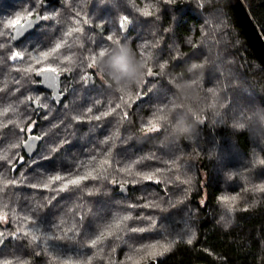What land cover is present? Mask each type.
Instances as JSON below:
<instances>
[{
	"label": "trees",
	"instance_id": "1",
	"mask_svg": "<svg viewBox=\"0 0 264 264\" xmlns=\"http://www.w3.org/2000/svg\"><path fill=\"white\" fill-rule=\"evenodd\" d=\"M244 2L264 35V0ZM145 5H151L153 16L140 14L138 9ZM29 10L50 19L23 41L11 40L13 31L0 27L6 32L0 36V112L10 109L0 116V125L12 121L7 127L0 126V155L6 152L12 161H0V187L5 178L21 182L0 193V215L7 212L9 217L7 224L0 221L5 243L0 244V259L63 264L71 258L82 264L91 254L92 264L151 260L159 264H264V191L258 190L264 184V165L258 162L264 159V67L229 0H58L49 7L44 0H0V24ZM76 12L81 14L83 32L69 37L70 46L61 50V59L72 55L74 63L62 65L71 71L60 75L66 96L56 103L52 92L41 87L38 75L17 69L31 62L27 53L47 50L60 39ZM124 15L131 21L127 34L119 28ZM109 34L126 43L138 60L140 46L147 44L144 51L152 54L148 67L159 72L158 64L166 62L164 72L157 78L146 77L147 85L133 82L125 86L117 85L109 70L105 76L98 68H88V57L100 45L111 44L106 39ZM12 50H25V60L10 61ZM116 51L117 46L111 55ZM86 73L92 75V81L85 86L80 77ZM140 90L146 99L137 97ZM122 95L127 104L121 101ZM37 96L39 104L47 107L34 102ZM117 103L129 119L123 120V111L117 109L99 121L88 120ZM163 105H167V120L157 121L159 131L146 132L142 125L154 119L153 114ZM89 107L92 113H87ZM75 116L82 121L74 120ZM27 119V123L35 122L32 134L42 137L32 157L23 150L27 136L18 128ZM199 119L204 122L198 123ZM240 124L242 128L237 126ZM177 128L188 131L179 134ZM117 131L112 149L115 170L110 169L109 180L86 182L99 192L93 187L94 194L89 196L82 186L57 195L27 186L47 182L56 174H76L81 162L93 155L103 156L113 141L108 145L102 141ZM11 144L20 147L10 148ZM138 159L141 163L134 165L132 175L118 171ZM157 168L172 171L156 173L152 182L135 175L136 171L155 173ZM87 170L90 167L81 168L80 174ZM157 179L159 183L154 182ZM121 185L129 188L128 194L120 192ZM52 195L57 200L49 206L45 197ZM224 196L238 197L234 210L221 202ZM37 204L41 207L33 217L47 219L49 225L63 219L62 228L71 227L74 218L78 221L84 215L82 234L89 229L99 231L113 217L129 213L133 217L129 226H150V230L117 233L119 239L113 236L95 249L86 246L83 235L75 241H49L47 246L12 239L11 233L20 224L13 214H26ZM52 232L63 235L56 229ZM193 233L189 245L186 241ZM170 242V250L155 258L135 251L143 245ZM53 244L59 247L53 250Z\"/></svg>",
	"mask_w": 264,
	"mask_h": 264
},
{
	"label": "snow or ice",
	"instance_id": "2",
	"mask_svg": "<svg viewBox=\"0 0 264 264\" xmlns=\"http://www.w3.org/2000/svg\"><path fill=\"white\" fill-rule=\"evenodd\" d=\"M103 2V0H101ZM140 14L144 17H151L153 16V12L151 11V5H145L144 8L138 9ZM36 16V20H48L50 19L47 15H41V14H34L32 11H27L25 14H16L14 18L7 20L5 23L0 24V27H3L6 30H12L13 34L10 35V39L15 41L18 38L22 39L23 36L26 34V32L33 28L35 21L32 19L33 16ZM80 12H76L75 17L73 18L72 25L68 27V29L64 32L63 36L58 39L51 47H49L47 50H38L35 54L33 53H27V59L34 63H27V66L22 67L20 69H17L18 71H23L25 73H35L36 75L42 77V80L40 81L41 84H44L45 86L49 88H57V80L62 72H69L71 71V67H63L65 63H67L69 66L74 63V58L72 55H64L61 59V50L65 47H69L68 38L72 37L74 33H82L83 28L80 26L81 21L79 19ZM85 24L89 23L87 19L83 21ZM131 23L129 16L124 15L120 21H119V28L121 31H127V28L129 24ZM6 32L0 31V36H5ZM107 41H110L111 44L108 45H100L99 50L96 52H93L90 57H88L89 63L87 65L88 68H98L100 73H103L105 76H108V72L106 69H104L101 65L102 59L106 58V52L108 55H111L112 51L115 50L117 45H127L122 44L119 38L114 39L112 34H109L106 36ZM112 45H115V47H112ZM3 45H0L2 47ZM156 45H153L155 47ZM148 47L147 44H143L140 46V60L142 61V74L138 80L137 83L140 85H147L148 80L146 77H152L157 78L159 77L166 68V62H161L158 64L160 71L154 72L152 67H148V61L151 59V52H145L144 49ZM26 58V51L25 50H12L8 59L10 61H24ZM57 61H60L57 63ZM35 65H41L40 67H35ZM81 82L85 84V86L92 81V75L91 74H84L80 77ZM193 83H196L195 81ZM110 86V85H109ZM119 91L124 92V88H120ZM62 95V93L58 94ZM58 95L53 96V100L56 103H59L60 100L58 98ZM125 95H128L125 93ZM125 95H122L120 97L121 101L124 104L128 103V99H130V95H128V99H125ZM143 95V92H138L137 97ZM29 101L33 100V97L29 96L27 97ZM40 97L37 96L35 98V103L41 107H47V105H40L39 104ZM167 105H163L160 108L157 109V111L153 114L154 119H150L147 124L142 125L144 130L146 132H156L159 131L160 125L157 121H165L167 120V116L165 114V108ZM117 109H122V105L120 103H117L114 107L109 106L107 111L100 112L99 114L92 115L88 117V120H101L102 118H106L109 115H112L113 113L117 112ZM10 109L5 108L2 112H0V116L6 115ZM93 108L89 107L87 109V113H92ZM74 120L77 122L82 121V117L75 116L73 117ZM123 120L129 119L127 111H123ZM12 123L11 120L8 121V123L0 125L2 127H7L8 124ZM238 127H243L242 124L237 125ZM35 127V122H32V124L27 128L19 127V132L24 133L27 138L23 140V146L26 149H31L33 147V144L35 141H39L42 139L41 136L33 135L32 129ZM178 130H183L182 128H177ZM119 132L105 138L104 141H102L103 144L108 145L109 141H113V144L105 149L104 154L101 158L98 159L97 155L91 156V158L87 162H81L80 165L77 166L76 174L69 173L67 175H52L49 176L47 179V182L42 183H33L30 185H27L33 189L37 190H45V191H51L56 193L57 195L61 192H68L71 189H81L83 186V190L86 191L87 195L91 196L93 195V187H96L94 185H87L88 180L92 181H104L109 180V174L110 169H113V159H112V149L115 147L114 138H118ZM10 148H17L20 147L18 144H11L9 146ZM22 161V157L19 158ZM44 159H47V157H44ZM141 159H150V158H141ZM141 159H138L134 161L132 164L127 165L126 167H120L118 169L121 173H127L128 175H132V168L134 165L141 163ZM0 161H7L9 164L12 163L11 160L8 159L7 153L5 152L4 155H0ZM95 162V163H93ZM260 164L264 165V159H260L258 161ZM172 165V167H177L175 161L168 162ZM90 167V170L85 171L83 174H80L81 168L88 169ZM13 171H15V168H13ZM164 171H172V168L168 169H160L157 168L155 170V173H145L142 171H136L135 175L137 177H141L146 181H153V177L156 173L164 172ZM22 175V174H21ZM0 177H3V173H0ZM177 179H179L177 177ZM154 182L159 183L160 181L157 179ZM21 182L17 181L16 179H3V186L0 187V193L4 192L8 187L10 186H19ZM111 184L116 185L115 180L110 181ZM123 186L121 185V191H123ZM259 191H264V184L260 185L258 188ZM96 191L99 192V188L96 187ZM57 195H52L50 198L45 197L47 200V204L49 206L52 205V202L57 200ZM238 201L237 196H224L221 197V202L228 208L229 211H232L235 209L236 204ZM145 207L149 205H144ZM4 208H7V204L3 206ZM41 207L40 204H37L35 208H32L29 210L28 213L22 214L21 216H16L15 213L13 214V219L19 220L20 224L16 227L15 231L11 233L12 239L22 240L25 241L27 244L30 245H37V244H43L45 246L48 245L49 241H63V240H69V241H75L77 237H81L82 235L87 237V247L95 249L98 245H102L107 239L116 236L117 239H119V235L117 233L120 232H130V233H143L145 231L150 230L149 227H139V226H129L127 223L128 221L132 220V215L125 214L118 217H113L110 221L106 222L101 230L95 231L89 229L88 231L81 233V228L83 227V223L85 220V216L81 215L79 217V220L77 221L75 218L72 221L71 227L62 228V225L65 224V221L61 219L59 222L52 223L51 225L48 224L47 219H36L33 217L32 213H36L37 210ZM129 207H137V205H129ZM0 221L4 222L5 224L8 223L9 217L8 213L4 212L2 215H0ZM155 222L153 221V225ZM31 225V226H29ZM42 226H47L42 230ZM52 229H56L57 231H62L63 235H57L55 232H52ZM4 232L0 231V244L4 243ZM195 238V234L193 233L192 236H190L187 239V243L191 245L193 243V239ZM53 250H56L59 246L58 245H51ZM171 247L170 243H153V244H147L143 245L139 248H137L135 251L137 253L145 252V254L149 257L155 258L158 255H163L165 252L169 251ZM147 250V251H146ZM36 255H40L39 252L36 253ZM129 260H132L133 257L129 256ZM18 258L14 259H0V264H17ZM18 264H29L28 261L25 260H19ZM63 264H81V261L73 262L71 261V258H67L63 261ZM82 264H92V255L88 254L85 258H83ZM136 264H139L137 261Z\"/></svg>",
	"mask_w": 264,
	"mask_h": 264
},
{
	"label": "water",
	"instance_id": "3",
	"mask_svg": "<svg viewBox=\"0 0 264 264\" xmlns=\"http://www.w3.org/2000/svg\"><path fill=\"white\" fill-rule=\"evenodd\" d=\"M57 1L58 0H44V5L46 7H49L52 4L56 3ZM229 2L232 5V7H233V9H234V11L238 17L241 28H242L245 36H246V39H247L249 45L251 46L254 54L256 55V57L258 58V60L260 61V63L264 67V35L262 34L259 27L257 26L252 14L250 13L247 5L245 4L244 0H229ZM36 14H41V13L38 12ZM32 19L35 21L33 28L28 30L22 39L18 38L17 40H15L16 43L23 41L29 34L33 33L36 30V28L41 25V23L46 22V20H36L35 15L32 17ZM129 29H130V24L127 28V31H124V33L127 34L129 32ZM39 78L41 81L42 77L39 76ZM40 85L42 88L51 91L53 96L62 93V95H58V98L60 101H62L66 96V93L61 91V88H62L61 76H59V78L57 80V85H58L57 88H49V87H47L41 83H40ZM141 91L142 90H140V92ZM144 99H146V95L140 96V100H144ZM33 135H38V134H33ZM41 143H42V139L39 141H35L33 144V147L31 149H26L24 146H22V147H23L25 154L29 157H32L38 152ZM123 189L124 190L121 191V188H120V192L122 194H128L129 188L127 186H123ZM4 244L5 243L2 244V247L4 246ZM144 264H159V263L156 260H151V261L146 262Z\"/></svg>",
	"mask_w": 264,
	"mask_h": 264
},
{
	"label": "clouds",
	"instance_id": "4",
	"mask_svg": "<svg viewBox=\"0 0 264 264\" xmlns=\"http://www.w3.org/2000/svg\"><path fill=\"white\" fill-rule=\"evenodd\" d=\"M118 51L111 56L102 59L101 65L109 70L110 75L117 85L122 83L126 86L133 82H138L142 74V61L136 58L135 54L127 45H117ZM176 129L177 133L183 134L188 131Z\"/></svg>",
	"mask_w": 264,
	"mask_h": 264
},
{
	"label": "rangeland",
	"instance_id": "5",
	"mask_svg": "<svg viewBox=\"0 0 264 264\" xmlns=\"http://www.w3.org/2000/svg\"><path fill=\"white\" fill-rule=\"evenodd\" d=\"M215 64H216V63H215ZM215 64H214V65H215ZM88 84H90V82H89ZM88 84H87V85H88ZM139 98H140V97H139ZM136 100H137V99H136ZM28 120H29V119H27V120L25 121L26 123H23V126H22L23 128H24V125L26 124L25 129H27V128L32 124V123H27ZM199 120H201V121H199ZM199 120H197L198 123H199V122H204L202 119H199ZM32 130H33V129H32ZM40 130H41V129H40ZM168 145H169V144H168ZM1 246H2V244H1Z\"/></svg>",
	"mask_w": 264,
	"mask_h": 264
}]
</instances>
